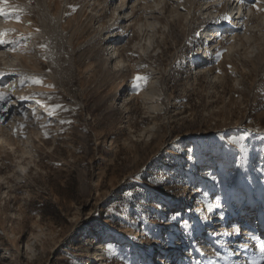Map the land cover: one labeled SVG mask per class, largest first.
<instances>
[{
    "label": "rangeland",
    "instance_id": "obj_1",
    "mask_svg": "<svg viewBox=\"0 0 264 264\" xmlns=\"http://www.w3.org/2000/svg\"><path fill=\"white\" fill-rule=\"evenodd\" d=\"M9 3L27 14L22 23L0 17V31L30 39L15 53L0 48V71L9 73L0 86L15 83V96L70 111L48 117L34 100L13 96L10 114L0 112L9 128L0 141V264H189V236L170 218L175 213L197 226L208 254L228 238L215 243L206 233L234 220L244 233L247 220L260 226L264 12L250 14L246 5L238 12V0L222 7L220 0H184L186 13L179 0ZM223 13L233 17L231 31L212 23ZM213 30L225 38L211 44ZM218 48L228 51L216 64ZM13 73L44 83L22 88ZM136 75L150 77L138 95L129 91ZM49 123L45 139L40 125ZM217 164L223 176L210 172Z\"/></svg>",
    "mask_w": 264,
    "mask_h": 264
},
{
    "label": "snow or ice",
    "instance_id": "obj_2",
    "mask_svg": "<svg viewBox=\"0 0 264 264\" xmlns=\"http://www.w3.org/2000/svg\"><path fill=\"white\" fill-rule=\"evenodd\" d=\"M149 0H129L130 6L135 7L137 3H144L147 4ZM151 2H155V0H151ZM204 3L214 2V0H203ZM238 2L242 5H246L248 9H255L256 12H264V0H238ZM224 0H220L219 6H223ZM177 5H174V7ZM179 7L183 9L186 13L187 8L184 7V0H179ZM73 12H75L76 6H69ZM158 10V9H157ZM26 9L20 5H12L9 3V0H0V17H3L5 21H9L10 19H14L16 23H22V17L26 15ZM233 17H231L228 13H223L222 15L217 16L213 20V24H227L229 26V31H231ZM241 27H243L241 25ZM246 32V28L243 29ZM40 29L37 28L36 32H39ZM126 36L127 33H124ZM18 38H11L17 37ZM201 36V29L198 28L194 33L193 37L189 39L191 43L193 39H199ZM30 39L29 36L19 35L17 32L11 29L0 31V48L6 50L10 53H15L19 49L27 48V41ZM224 39L222 33L219 31L213 30L207 37L206 40L210 41L211 44H215L217 40ZM203 43V41H202ZM234 43V41H233ZM41 49L48 52L49 47L47 44L39 45ZM228 49L223 48L217 49L214 53L215 56V63L218 64L227 53ZM131 55V54H130ZM209 56L213 55L212 53H208ZM45 60L48 59V56L44 57ZM141 68H146L147 65H140ZM229 71L232 70V66L228 65ZM234 74V73H233ZM9 73L0 71V80H3L5 76H8ZM19 77V85L20 87H24L26 83L35 84V85H43V79L38 78L35 76H25L20 73H13ZM150 77L146 75H136L134 79L131 81L130 86V93L138 95L147 85L149 82ZM15 83L9 82L0 86V112L5 114H10L11 112V104H12V97L15 96ZM48 88H54V85L48 84L46 85ZM15 99L18 101H30L34 100L36 104L40 105L44 108L48 117H55L58 112L60 111H70V109H66L63 104H54L49 105L47 103L42 102L40 99H37L34 95L29 96H15ZM47 100H52L53 97L47 96ZM31 116L34 117L36 120H41L42 117L37 114L36 110L33 109L31 111ZM28 117L25 116V119ZM4 123V118L0 117V124ZM59 123L61 124H71L73 123L71 120H60ZM25 125L21 124L19 129L22 130ZM40 127L44 129L43 135L45 139L50 137V132L47 130L51 127V124H41ZM26 138V137H25ZM247 133L245 135H241L239 137L240 140L247 139ZM264 139V137H261ZM135 179V177H134ZM126 195L131 198L132 193L128 192ZM157 208L162 207L161 205L157 204ZM216 208L222 209L223 205L217 199L216 201ZM213 210V205H207V211L211 212ZM189 211H193L190 209ZM201 211H203L201 209ZM174 221H177L181 228L183 235L189 236V243L185 252L188 253V260L189 264H264V235L257 236L254 232L249 231L248 233H244L241 226L236 224H231L227 229H215L210 233H206V236H211L214 240L219 242V237H227L228 239L223 242L220 247H216L215 244L212 245V251L210 254L204 252L205 245L199 243V238L196 237L195 233L197 232V226L190 223L188 219H183L180 213H175L172 217H170ZM219 219H225L222 212L218 216ZM200 219L206 221L207 223H211V217H204L201 216ZM241 236H244V242H240L238 239ZM107 252L109 255H113L116 253V249L113 247L112 243H107ZM247 253L250 255V259H246L243 254ZM123 259V257H121ZM125 264L127 261L125 260Z\"/></svg>",
    "mask_w": 264,
    "mask_h": 264
},
{
    "label": "bare ground",
    "instance_id": "obj_3",
    "mask_svg": "<svg viewBox=\"0 0 264 264\" xmlns=\"http://www.w3.org/2000/svg\"><path fill=\"white\" fill-rule=\"evenodd\" d=\"M123 1H125V0H123ZM144 6V5H143ZM242 6H244V5H242V4H240V6H239V11L238 12H240V8L242 7ZM128 6H125V5H123V7L122 8H127ZM248 11V13L250 12V14H251V12H254V11H256L255 9H249V10H247ZM238 12L236 13V14H238ZM245 12V11H244ZM243 11H242V16H243V13H244ZM144 13V12H143ZM245 14V13H244ZM253 15V14H252ZM256 15V14H255ZM241 16V15H240ZM243 18H244V16H243ZM239 20H240V18H238ZM129 21H131V20H129ZM132 22V21H131ZM234 22V21H233ZM240 24V23H239ZM237 25V24H236ZM225 26V25H224ZM228 25H226L225 27H227ZM22 28V27H21ZM234 29V28H233ZM220 33H222L223 34V32H221V31H219ZM235 33H237V32H235ZM234 33V34H235ZM209 35V34H208ZM207 35V36H208ZM225 38V37H224ZM229 39V38H228ZM111 39L110 38H108V40L107 41H110ZM222 40H220V42H221ZM227 41V40H226ZM231 43V42H230ZM217 44H219V43H217ZM221 45V44H220ZM230 47V46H229ZM197 71V70H196ZM197 73V72H196ZM6 133H9V128H8V126H7V124H5V123H3V124H0V141H2L3 140V138H4V136H5V134ZM212 160L213 161H217V158L216 157H214V158H212ZM215 163V162H214ZM215 168L216 169H212L210 172H212V173H215V172H217L218 174H219V176H223L224 174H223V171L221 170V168L219 167V165L217 164L216 166H215ZM215 171V172H214ZM219 181V180H218ZM199 191L200 190H203V188H200V189H198ZM190 209L188 208L187 209V211L190 213V214H192V212L193 211H189ZM248 210V212H249V216L251 215V212H250V210H251V208H248L247 209ZM257 210H258V214H259V216H260V218L262 219V222H260V226L257 228V227H254L251 223H250V221L249 220H247L248 221V223H247V226L249 227L248 228V231L246 232V233H248L249 231H251V232H254L257 236H262V235H264V206H263V204H259L258 205V207H257ZM185 211V210H184ZM194 213V212H193ZM182 213H180V215H181ZM236 223H238L239 224V222L238 221H236V220H234L233 221V223L232 224H236ZM225 226V225H224ZM223 226V227H224ZM241 226V225H240ZM222 229H224V228H222ZM245 233V234H246ZM212 242H214V241H212ZM215 243H218L216 240H215ZM179 259V258H178ZM178 259H176V260H178ZM176 260H174L173 261V264H176Z\"/></svg>",
    "mask_w": 264,
    "mask_h": 264
}]
</instances>
